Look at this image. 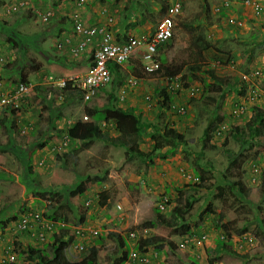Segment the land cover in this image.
Wrapping results in <instances>:
<instances>
[{
	"label": "rangeland",
	"instance_id": "rangeland-1",
	"mask_svg": "<svg viewBox=\"0 0 264 264\" xmlns=\"http://www.w3.org/2000/svg\"><path fill=\"white\" fill-rule=\"evenodd\" d=\"M18 1L21 0H0V23H3V29L8 25L23 35L22 39L12 36L6 41L0 39V82L5 89L1 91L9 94L21 82L19 78L22 75L28 77L33 84H41L43 88L40 91L30 88L18 110L0 114V221L5 224L4 231L0 230V248L14 243L17 251L19 247L16 242L20 238L23 239V243L19 241L20 249H27L29 243H34L30 237L18 232L16 219H13L14 214H18L22 207L43 208L46 213L49 209L50 213L60 216L73 227L80 224L77 205L85 206L91 200V205L85 206L89 217L84 223L101 229L102 234L90 238L87 245L95 243L99 237L104 238L100 246V264H118L115 258L125 249L122 238L127 236L130 228L137 227L141 230L142 223L151 219L157 222L156 225L150 224L148 231L142 232L140 239L158 234L163 238L159 242L163 246H144L141 249L142 253L149 254L148 264H190L187 256L195 257L200 264H264V230L261 237L255 235L252 244L246 242L242 235H254V230L264 225V150L255 159L239 156L242 138L235 135L238 130H233L246 122H251L252 125L255 123L252 119L256 116L253 109L255 103L264 109V44L256 40L264 37V14L260 18H247L246 26L237 29L229 25L228 18L235 15L231 12L232 8H238L236 14L246 18L242 12L251 8L245 4V0H182L183 8L176 15L174 37L161 48L159 60L162 61L163 57L168 64H185L183 72L188 73L191 85L198 86L199 92L194 96L195 100H188L187 91H183V97H186L184 100L190 105L189 111L184 115L174 116L169 112L159 111L157 92L165 85L166 77L162 72L145 74L134 59L123 62L125 67L121 68L116 82L98 91L88 101L80 94L73 93L65 100L64 90L60 96H54L48 89L52 88L51 84L46 82L45 77L49 73H54L55 79L63 77L57 72L59 64L62 63L57 58L63 53H67L69 59L77 62L79 70L87 69L88 51L80 56H73L71 46H58L67 37L74 43L77 41L78 35L74 30L76 16L81 15L87 20L83 12L92 14L95 10L100 12L101 17L104 16L102 21H89L90 24L112 17V28L115 36L119 38L121 30L118 27L121 29L124 22L137 20L140 21L137 25H140L149 20L152 26L155 25L165 9L160 0H89L87 4L86 1L81 4L80 0H26L25 4H18V9L14 10L13 6ZM66 2L68 4L65 7ZM88 4L89 10L86 9ZM240 5L243 9H239ZM218 7L220 12L216 10ZM47 12H51L50 16L47 19L42 18ZM64 13L71 14L73 23L72 31L67 34H62L63 28L59 27L64 22L61 19ZM198 39L204 44H212L206 46L202 59L195 58V52L200 48V45H196L197 41L200 44ZM248 48L252 51L253 48L256 49L252 59H248L245 54ZM228 52L231 53L232 64L226 61ZM30 62L32 65H29ZM78 65L82 66L81 69ZM200 67L214 70L217 84L210 86V93L221 95L220 99H224L220 110L223 118L214 120L221 131L219 133L217 129L208 137H203L204 128L209 122L213 106L201 104L204 83L194 78L193 74L194 69ZM254 67L262 71L255 87L253 83H247L239 94L234 90L226 91L225 86L229 82L235 80L237 85L242 83L240 72ZM129 79H138L139 83L136 87L129 86L125 100H121L119 86L126 81L128 83ZM211 80L213 79L210 78L207 82ZM147 95L152 97L147 98ZM113 96H117L116 100ZM110 99L115 100L114 105ZM241 101L247 102V109L243 113L235 114L234 108ZM151 103L152 107H149ZM130 105H135L136 110L142 111L138 123L132 118L136 114L134 113L129 115L131 117L126 126L117 127L120 121L114 120V126H109L107 122L102 127L103 130L115 134L124 127L134 128L137 123L144 132V137L131 149L96 138L79 141V138L67 135L68 124L72 125L77 119L84 122L93 120L99 109L103 112L94 119H101L108 107L116 109ZM58 110L62 114L60 118L56 116ZM158 112L161 118L158 117ZM48 117L55 118L54 125L62 126L63 132L57 133L55 127L52 128L53 124L47 120ZM163 119L172 120L178 126L186 143L178 146L176 155L165 159L156 157L149 163L144 152L150 149L153 141L150 139V131H147L149 127L146 126L152 122L162 127ZM40 130L44 132L42 136L38 134ZM223 136H228L226 143ZM39 142H44V146H37ZM31 148L32 155L29 152ZM231 159L241 162L231 165ZM28 161L33 167V173L28 171ZM155 163H158L157 169ZM193 167L199 170L200 175V181L194 183L188 182L181 175V168L186 173H194ZM258 169L253 174L252 170ZM96 175L105 176V179L96 181L93 177ZM153 175L160 176L159 182L153 181ZM227 175L234 180L238 177L242 187L237 186L235 194L227 193L221 198H214L219 178L224 176L226 182ZM201 183L204 185L201 186ZM70 189H75L77 193L71 195ZM180 190L185 195L193 194L194 200L191 208L184 213L187 218L186 227H182L180 220H175L172 215ZM162 194H167L171 200L164 210L158 207ZM49 200L52 203L46 206ZM117 202L122 203L125 208V223L117 222ZM204 208H211L216 212L202 214L204 220L200 224L199 216ZM217 212L224 213V222H230L234 233L231 236L233 250L231 245L228 246L215 263L208 256L207 247L215 246L216 238L220 234L217 229V223L220 224ZM8 218L12 220L8 221ZM247 223L250 224L251 231L241 233ZM193 230L198 232L197 235H207L205 245H189L181 249L178 244L184 237L193 236L189 233L194 232ZM109 232H115L116 236L109 235ZM239 237L245 242H240ZM129 241L131 244L135 243L134 240ZM84 254V251H76L73 243L67 248V255L71 259H79ZM20 261L21 264L26 263L24 255L20 254L18 263ZM122 264L143 263L137 259H128Z\"/></svg>",
	"mask_w": 264,
	"mask_h": 264
},
{
	"label": "trees",
	"instance_id": "trees-1",
	"mask_svg": "<svg viewBox=\"0 0 264 264\" xmlns=\"http://www.w3.org/2000/svg\"><path fill=\"white\" fill-rule=\"evenodd\" d=\"M139 22L140 21H137V20H135L134 22L131 21L128 23V25L130 27L132 26L136 27ZM5 27L6 28L4 30L3 23H0V39H3L4 41H6L11 36L14 37L15 39L23 38L22 37L23 35L21 33H19L18 31H15L10 26L5 25ZM254 36H255V33H254ZM29 37L33 38L34 36H29ZM256 40H258V43L264 44V37L262 39L258 38ZM199 42L200 44L198 43V41L196 42V45H200L198 52H195L196 59H202L204 57L206 46L212 45L210 42H206V44H204L201 40H199ZM253 49L254 51H256L255 48ZM262 50L264 52V47L262 48ZM254 51L250 50L249 48L246 49L245 54L247 55L248 59H252L255 53ZM89 52L91 51L89 50ZM228 54L229 55L226 58V61H231L232 60L231 53L228 52ZM90 60H92V57L90 58ZM161 63L162 65H161V68L158 70V72L159 73L162 72L164 77H168L169 82L172 81V78L177 79L175 81L178 84V85H175V87L169 86V85H163L158 90L159 91L158 94L160 95V99L158 100L159 111L160 112L164 111L165 113H167V112L172 111L171 110L172 104L178 101V98L179 100H182V103H185L184 98L186 97H183L184 95L183 90L189 89L192 83L188 77V73L183 72L184 71L183 66L185 64H168V63H165L163 57H162ZM110 68H111V71H113V73H118V71L120 70V66L116 63H111ZM19 73L20 72H18V74ZM193 74H194V78L204 83V89L200 96L201 97L200 100H202L201 104L205 106L207 105L213 106L211 108L212 112L210 113L209 122L204 128L203 137L205 136L208 137L210 136L211 133L214 132V130L218 126L216 122H214V120H217V119L221 120L223 118V114H220V110H221V103L224 101V99H220L221 95L216 96L210 93V90H209L210 86L217 84V81H215L216 74L214 73V70L210 68L200 67L198 69H194ZM210 78L213 80H211L210 82H207V80ZM19 80L21 82H26V83L29 82L28 77L24 75H22L19 78ZM115 82H116V77H114L113 79V83ZM240 82L241 81L239 80V83ZM237 83L238 82H236L235 80H233L232 82H229L228 85L225 86L226 91L231 92L232 90H234V92H237L238 94L241 93L242 92L241 90L244 88V84L247 85V83L242 82L239 85H237ZM65 87H66L64 90L65 100L68 99L69 94L73 93L74 95H76L80 93V91L71 87V84L69 81L66 82ZM32 88L36 91H40L42 90L43 86L39 84H33ZM48 89H50V91L53 92L54 96L56 97L59 96L61 93V90L58 88L56 89L52 87ZM190 99L195 100V97L190 96L188 100ZM7 109H8V106H5L4 111H6ZM253 109L255 110L254 112L256 116H254V118L252 119L253 121H255V123L252 125L251 122H246L244 125H240L237 129L234 128L233 130L234 131L238 130V132H236L235 135L237 137H241L242 139H244L242 142V146H241L242 149L249 148V152L251 153L255 149V147L257 146L260 147L259 149L254 150V154L258 156L262 152L261 148L264 146V109L258 103H255L253 105ZM104 111H105L104 117L106 120L121 121L127 116L133 114L135 112V108L134 106H129L127 108L118 107L116 109H112L108 107ZM100 113H101L100 110H97L93 117L101 116ZM56 116L58 118L62 116L60 110H58ZM158 117L161 118V114L159 112H158ZM48 120L50 121L51 125L55 122V118L48 117ZM163 121L166 123H164L163 126L161 125L162 127L158 126V123L153 124L152 122L147 124L146 126V127H149V130L147 131L151 132L150 138L153 141L150 149L144 152L145 158L147 159L149 163L152 162L155 157H160L161 159H165V158L176 155L178 146L180 144L186 143L183 133H181L178 130L177 128L178 126L172 120L166 121L165 119H163ZM54 127L55 126L52 125V128ZM54 129H56L58 133L62 132V129L59 127H55ZM68 133L71 137L79 138V141H85V139H88V138L89 139L97 138L100 140H104L105 142L112 143L114 145L128 146L130 148L136 145L138 141L140 142L143 136L140 130L138 129L133 130V131H123L117 135H111L108 132L103 131L100 124L96 122V120H90V121L84 122L81 119H77L75 121L74 125L68 129ZM38 134L42 136L44 132L40 130ZM246 136H250V137L246 138ZM226 142H227V138L225 140V143ZM36 145L43 147L44 142L38 143ZM18 151L19 153L21 152L19 149ZM249 152L248 154H246L243 150H240L238 155L243 156L246 159H255L256 156L250 154ZM63 153L64 155H66L64 151ZM57 158H60V156H57ZM29 160H31L30 157H29ZM238 161L239 160L231 159L230 164L234 165L235 162L236 163L241 162V161L239 162ZM27 164H28L27 165L28 171L33 173V167L30 164V161H28ZM193 170L197 175L199 174L198 172L199 170L196 167H193ZM93 177L96 181H103L105 179V176L96 175ZM237 178L234 180L232 176L227 175L226 182H225L224 176H221L219 178L220 181L216 185V192L213 194L214 198L215 197L221 198L225 196L227 193L235 194L236 187L237 186L242 187V185L239 183ZM36 179L38 180V178ZM203 185L204 184L201 183V186ZM76 193L77 191L75 192V189L74 190L70 189L71 195H75ZM58 196H60V193L58 194ZM50 197L53 199L52 196ZM177 198L179 200L176 202L175 206L173 207L172 215L175 220H180L181 226L183 225L184 227H186L187 223H185V221H187V218L185 217L184 213L187 209L191 208L192 206V203L194 201L192 200L193 194L185 195V192L182 193V190H180L179 196ZM77 207H78L79 215H80L79 221L83 222L85 219L89 217V214L85 206L78 204ZM258 208L261 209L260 205H258ZM50 212L51 211L47 209L46 214L48 217L57 218L56 215ZM208 212H216V211H212L211 208L209 209L204 208L199 216L200 224L204 220L202 217V214H205ZM14 216L15 217L13 219H16L17 215L15 214ZM217 219H218V222H220V224L217 223V229L220 230V234H218L216 238L215 246H208V247L206 246L208 256L215 263L218 262V260L222 257L223 252L228 248V246L231 245V249L233 250L232 248L233 240L231 236L234 233V229L232 225L230 224V222H224V213L217 212ZM7 220L10 221L12 220V218H8ZM156 223L152 219L146 220L145 222L142 223L141 228L148 227L150 224H153L155 226ZM4 229H5V224L3 223V221H0V230L4 231ZM249 230H250V224L247 223L246 225H244L241 233L245 231H249ZM263 230H264V225L256 228L253 233L254 235L261 237V233H263ZM189 233L190 235H196L195 238H199V236L201 235V234L197 235L198 232H195V231L194 232L189 231ZM109 235L116 236V233L109 232ZM242 235H244V239H246L247 241V237L249 235L248 234H242ZM204 236H205L204 238V245H205L208 239H207V235H204ZM183 239H186V237H184ZM238 239H240V242L242 241L243 243L245 242V240L241 237H239ZM72 240H73V237L70 234L69 227L67 226L60 227L59 231L53 234L52 240L49 243L43 244L42 247L34 246L29 243L27 245V249L24 247L20 249V246H19L20 242L17 241L16 243H18L17 247H19V249L16 252L19 256L20 254L25 256L27 261L24 264H33V262H35V264H100V246L103 244V241H104L103 237H99L95 243L90 245L87 249L86 254L80 259H71L67 255V248L70 246V243L72 242ZM122 240L125 244V249H123L119 257L115 258V260L118 261V264L124 263L128 259L129 252H130L129 250L130 242L128 240V237L124 236ZM162 240L163 238L160 237L158 234H152L150 236H146L144 240L140 242L138 247L141 250L143 249L144 244L148 246H159V245L163 246L162 244H159V242ZM171 246L175 247L173 243H171ZM237 255H241V254L237 253ZM242 255L245 256V254H242ZM187 258H189L188 261L190 262V264H200L198 259H196L195 257L193 258V256H188ZM17 264H21V261L20 263H17Z\"/></svg>",
	"mask_w": 264,
	"mask_h": 264
},
{
	"label": "built area",
	"instance_id": "built-area-1",
	"mask_svg": "<svg viewBox=\"0 0 264 264\" xmlns=\"http://www.w3.org/2000/svg\"><path fill=\"white\" fill-rule=\"evenodd\" d=\"M86 0H80L84 3ZM165 12L160 17L154 30H149L140 34H130L127 39L122 40L115 36L113 26V18L108 17L106 21L90 24L81 15L75 17L74 30L78 35L77 41L74 43L70 37L65 38L59 42V48L65 45L71 46V52L75 56H80L88 51V68L81 72L68 77L55 79L54 75H48L47 83L64 87L66 82L70 80L74 87L80 88L84 91L85 99L91 98L98 89L108 85L112 80L111 63L121 64L132 57L140 59L142 68L145 72H155L160 68V60L158 59L159 51L162 46L169 42L175 33L176 15L180 13L183 2L182 0H164ZM25 4V1L19 2V5ZM245 4L250 6L255 14H260L264 11V4L260 0H245ZM226 5L228 3L226 2ZM14 10L18 9V5L13 6ZM220 11V7L216 8ZM51 12H47L42 18L47 19ZM228 23L234 26H241L244 20L236 15H231L228 18ZM89 50L91 51L92 61L89 63ZM231 64L233 60L230 61ZM262 75L258 68H252L249 71L240 72V78L243 82L253 83L256 86L257 80ZM253 81V82H252ZM130 84H136V80H129ZM178 85V84H176ZM175 86V85H174ZM29 85L24 82L19 83L17 88L9 94L0 92V113L4 105L9 104L12 108L20 106L24 95L29 92ZM124 91V90H123ZM247 109V102L241 101L234 109L235 114L243 113ZM185 108L179 107V112L184 113ZM89 204V201L86 202ZM163 207V205H161ZM117 208L123 211L124 207L118 203ZM123 215H120V221L123 220ZM65 222L54 220L45 216L42 210L27 209L21 215L18 223V232H27L34 239L44 241L58 231L60 226H64ZM98 233L97 229L78 226L75 228L77 236L85 237L87 232ZM130 236L136 238L138 236L137 230L130 231ZM204 236L199 238H186L180 243L181 247H187L189 244L201 245L204 241ZM248 241H254L253 236L247 238ZM0 248V264H17L19 256L14 249V243ZM76 247L84 248L82 242L78 243ZM132 258H137L136 251L131 252ZM144 262L148 261L147 257L142 259Z\"/></svg>",
	"mask_w": 264,
	"mask_h": 264
},
{
	"label": "clouds",
	"instance_id": "clouds-1",
	"mask_svg": "<svg viewBox=\"0 0 264 264\" xmlns=\"http://www.w3.org/2000/svg\"><path fill=\"white\" fill-rule=\"evenodd\" d=\"M21 1H25V3H26V0H21ZM21 1H18V3H16V4H14V5H18L19 4V2H21ZM161 2H162V4L164 5V8L166 7L165 6V2H164V0H160ZM263 4H264V2L262 1V0H260ZM183 2V1H182ZM86 3H87V0H86ZM183 8V7H182ZM252 10V9H251ZM164 12H165V9H164ZM163 12V13H164ZM218 12H220V11H218ZM252 12H253V10H252ZM162 13V14H163ZM162 14H161V16H162ZM264 14V11L262 12V13H260V14H255L254 12H253V16L255 17H257V18H260V17H262V15ZM160 16V17H161ZM236 16H239V15H236ZM240 18H242L243 20H244V24L243 25H241V26H234V25H231V24H229L230 26H233V27H236L237 29L238 28H241V27H245L246 26V21H247V19H245V18H243L242 16H239ZM160 19V18H159ZM159 19L157 20V22L155 23V25H153L154 27L153 28H151V31L152 30H154L155 29V27H156V25H157V23H158V21H159ZM175 19H176V17H175ZM246 20V21H245ZM176 27H177V19H176V26H175V30H176ZM59 29V28H58ZM60 30V29H59ZM143 32H146V31H142V32H139V33H134V34H140V33H143ZM175 34V33H174ZM127 37H128V35L125 37V38H122V37H120L119 36V39H121V41L122 40H125V39H127ZM174 37V36H173ZM172 40V39H171ZM170 40V41H171ZM169 41V42H170ZM169 42H167V44L169 43ZM161 48H163V46L161 47ZM160 51H161V49H160ZM160 51H159V56H160ZM73 55V54H72ZM74 56V55H73ZM159 56H158V59H159ZM89 57L91 58L92 57V55H91V52H89ZM132 59H134V60H137V62L140 64V67H141V69L143 70V68H142V62L140 61V59H138V58H135V57H132V58H130L129 60H127L128 62H130ZM92 60H90V62H91ZM119 66H120V70L118 71V73H113V71H111V74H112V80H111V82L109 83V84H111V83H113V79H114V77H116V79H117V77H118V75L119 74H121V68L122 67H125V65L123 66V64L121 63V64H118ZM161 65H162V63H161V60H160V68H161ZM87 68H88V66H87ZM159 68V69H160ZM254 68H258V67H254ZM158 69V70H159ZM258 69H260V68H258ZM158 70L157 71H155V72H152V73H149V72H145L144 70H143V72L145 73V74H157V73H159L158 72ZM261 70V69H260ZM81 72H83L82 70H79L78 68L77 69H75V71L74 72H72V73H70V74H68V75H63V77H68V76H71V75H73V74H76V73H81ZM262 72V71H261ZM48 75H51L50 73L48 74ZM48 75H45V77H47ZM52 75H54V73L52 74ZM114 75V76H113ZM239 76H240V73H239ZM54 77H55V75H54ZM62 77V78H63ZM179 77V76H178ZM166 79H167V81H166V83H165V85H169V86H173V87H175L174 85H176L177 84V82L175 81V80H177V79H174V78H172V81L171 82H169V78L168 77H166ZM130 80V79H129ZM129 80H128V83H123V84H121L120 86H119V89H120V99L121 100H125V98H126V92H127V89H128V87L129 86H137L138 85V83H139V81H138V79L136 80L137 82H136V84H130V82H129ZM132 80V79H131ZM240 80H241V78H240ZM242 81V80H241ZM69 82H70V80H69ZM243 82V81H242ZM20 83H22V82H20ZM25 84H27V85H29L30 87H29V89L30 88H32V85H33V83H31V82H24ZM247 83V82H246ZM19 84V83H18ZM49 84V83H48ZM70 84H71V87L72 88H74V89H76V90H78V91H80V95L83 97V99L85 100V101H88V100H90L91 98H93L94 97V95L98 92V91H100V90H103L104 88H106V86H108V85H106V86H104V87H102V88H100V89H98L97 90V92L91 97V98H89V99H85V96H84V91L82 90V89H80V88H77V87H74L73 85H72V83L70 82ZM114 84V83H113ZM39 85H41V84H39ZM18 86V85H17ZM17 86H15L14 88H12V90L10 91V92H13V90L15 89V88H17ZM51 87H53V88H58V89H60L61 91H63V90H65V86L64 87H60V86H57V85H53V84H51ZM1 90H4L5 91V89L2 87V82H0V92H2ZM124 90V91H123ZM183 91H187V95H188V97H190V96H196L197 94H198V92H199V88H198V86H195V85H191L190 86V88L189 89H184ZM159 92V91H158ZM158 92H157V95H158V100L160 99V95L158 94ZM65 94V93H64ZM60 95H61V93H60ZM59 95V96H60ZM111 97V96H110ZM113 97H115V100H116V97L117 96H113ZM147 98H151L152 96L151 95H147L146 96ZM23 100V99H22ZM22 100H21V103H22ZM111 100V102H112V104L114 105V103H115V100H112V99H110ZM110 102V101H109ZM21 103H20V106H21ZM188 105L189 104H187V102H185V103H182V101L181 100H178V101H176V102H174L173 104H172V108H171V112H169V113H171L172 115H174V116H178V115H184V114H186L187 113V111H189V109H188ZM238 105V104H237ZM5 106H8V109L6 110V111H4V108H5ZM20 106L19 107H17V108H12L9 104H6V105H4L3 106V108H2V111H1V113L0 114H2V113H4V112H7V111H10L11 113H14L16 110H18L19 108H20ZM130 106H132V105H130ZM181 106H183L184 108H185V111H184V113H180L179 112V107H181ZM122 107V106H121ZM129 107V106H128ZM149 107H152V103L151 104H149ZM122 108H126V107H122ZM135 108V112H136V107H134ZM189 108H190V105H189ZM236 108V107H235ZM234 108V109H235ZM100 110V109H99ZM100 112H103V111H100ZM134 112V113H135ZM105 113V112H104ZM133 113V114H134ZM141 113H142V111H141ZM141 113L139 114V115H134L132 118H133V120H137V123L139 122V119H140V115H141ZM130 117L131 116H128V117H126V118H124L123 120H121L120 121V123L118 122L117 123V127L118 126H120V127H123L124 125L126 126L127 125V122H128V120L130 119ZM86 118H88V116H86ZM93 120H96V122H98L99 124H100V126H101V128L103 129V127H102V125L104 124V125H106L107 124V122H108V125L109 126H114V125H112V122H114V120H106L105 119V117L104 118H101V119H94V117H93ZM71 121V120H70ZM56 123H57V121H56ZM74 123H75V121H73V123H72V125H70V124H68V129L70 128V127H72L73 125H74ZM137 123H136V125H135V127L134 128H129V127H124L123 129H120L119 131H117L116 133L117 134H119V133H121V132H123V131H133V130H140V132L142 133V137H144V132L142 131V129H140V126H138L137 125ZM164 123H166V122H163V124ZM163 124H162V126H163ZM53 125H54V123H53ZM116 125V124H115ZM55 127H59V126H56V125H54ZM219 126H217V128L215 129V130H217V132H219L220 133V131H221V128L219 129L218 128ZM59 128H61L62 129V132H63V128H62V126L61 127H59ZM68 129H67V135H69V133H68ZM214 130V131H215ZM55 131H57L56 129H55ZM103 131H105V132H108L109 134H111L108 130H103ZM58 133V132H57ZM117 134H111V135H117ZM150 135H151V132L149 133ZM219 136H221V134H218ZM222 135H224V134H222ZM222 137V136H221ZM248 137H250V136H246V138H248ZM223 138H225L224 139V141L226 140V138H228V136H223ZM45 140H46V138H44ZM97 139V138H96ZM151 139V138H150ZM100 140V139H99ZM228 140V139H227ZM243 140L244 139H242V142H243ZM101 141H104V140H101ZM40 143V142H39ZM138 143H139V141H138ZM137 143V144H138ZM110 144H112V143H110ZM136 145H134V146H132L131 148H133V147H135ZM127 148H130V147H128V146H126ZM130 148V149H131ZM260 147L259 146H257V147H255V149H259ZM264 146L261 148V150L263 151L264 149ZM242 149V148H241ZM254 149V150H255ZM26 151H28V149H25ZM246 154H248V152H249V148H247V149H242ZM254 150L250 153V154H252V155H254V156H256V157H259V155L262 153H260L258 156L257 155H255L254 154ZM31 151H32V148L30 149V155H31ZM156 158V157H155ZM154 158V159H155ZM148 162V161H147ZM40 163H43V161H41ZM182 169V176L184 177V178H187L188 179V182H195V181H200V178H199V176L194 172V173H186V171L183 169V168H181ZM255 171H259V169L258 170H252V172H253V174L254 173H256ZM89 201V200H88ZM170 202H171V200H170V198H169V196L167 195V194H162V196H161V199H160V202H159V204H158V207L160 208V209H162V210H164L168 205H170ZM47 204H45L46 206L47 205H49V204H51L52 203V201L51 200H49L48 202H46ZM117 203H120V202H117ZM116 203V204H117ZM122 204V203H121ZM91 205V200L89 201V204H85V206L86 207H89ZM118 205V204H117ZM117 205L115 206V209L116 210H118V208H117ZM161 205H163V207L161 206ZM45 206V207H46ZM122 206H123V204H122ZM124 207V206H123ZM29 208H31V209H37V210H42L43 212H44V214H45V216L46 217H48L47 216V214H46V212H45V210L43 209V208H38V207H33V206H25V207H22L21 208V210L18 212V214H16L17 215V218H16V227H17V223H18V221H19V219H20V217H21V215L24 213V211L25 210H27V209H29ZM116 213H117V222L119 223V224H121V223H125V221H120L119 219H120V215L122 214L124 217H123V219H125L126 218V216H125V208H124V210L123 211H116ZM15 215V214H14ZM57 217V216H56ZM48 218H51V217H48ZM52 219H54V220H60V221H63V222H65V225L64 226H60V227H69V230H70V234L72 235V237H73V240H72V242L71 243H73V245H74V249L76 250V251H78V252H82V251H84L85 252V254H86V252H87V249H88V247L90 246V244L89 245H87V241L90 239V238H93V237H98L100 234H102V230L101 229H99V228H97L96 226L94 227L93 225H89V223H84V221H87L88 219H85L83 222H79L80 224H78V225H76V226H73V227H70V225L66 222V220H64L63 218H61L60 216L59 217H57V218H52ZM114 220H115V218H114ZM78 226H84V227H87V228H92V229H97L98 230V233H90V231L89 232H87V235L85 236V237H80V236H77L76 235V233H75V228L76 227H78ZM60 227L58 228V231H59V229H60ZM133 229H135V230H137V232H138V236L136 237V238H132L131 236H130V231L131 230H133ZM142 229H144V230H142ZM141 230L139 229V228H137V227H132V228H130L129 229V231L127 232V237H128V240L129 239H131V240H134V244H131V242H130V248H129V250H130V252H129V257H128V259H132V260H138V261H140L141 263H143V264H148L149 262H150V257H149V254H147V252H141V250L139 249V244H140V242L142 241V240H144V238H141L140 239V237H141V234H142V232H145V231H148V228L147 227H144V228H142ZM58 231H55V232H58ZM21 234H24V235H27L28 237H30L33 241H34V243L32 244V243H30V244H32V245H34V246H38L37 244H40L38 247H42L43 246V244H45V243H48L49 241H51L52 239L51 238H53V234L51 235V236H49V237H47V239L46 240H44V241H38V240H36V239H34L30 234H28L27 232H22ZM195 236L196 235H193V236H186V238H189V239H193V238H195ZM202 236H204V235H202ZM249 236H253L254 237V241H255V235H253V234H251V235H249ZM248 236V237H249ZM199 237H201V236H199ZM205 237V236H204ZM247 237V238H248ZM19 241L22 243V241H23V239L22 238H20L19 239ZM48 241V242H47ZM182 241H184V239L182 240ZM182 241H180V243L182 242ZM254 241H246V242H248V243H250V244H252V243H254ZM80 242H82L83 244H84V248L83 249H79V247H76V245L78 244V243H80ZM35 243H37V244H35ZM71 243H70V245H71ZM180 243L178 244V246L181 248V249H185V248H187L189 245H192V246H195V247H200V246H203L204 245V241H203V244H201V245H195L194 243L192 244H189L187 247H181L180 246ZM92 245V244H91ZM144 246L145 247H152V246H148V245H145L144 244ZM132 251H136L137 253H138V257L137 258H132L131 257V252ZM84 254V255H85ZM83 255V256H84ZM19 256V255H18ZM83 256H81V257H83ZM144 257H147L148 258V261H146V262H144L142 259L144 258ZM188 257V256H187ZM80 259V258H79ZM127 259V260H128ZM187 259H189V258H187ZM126 260V261H127ZM125 261V262H126Z\"/></svg>",
	"mask_w": 264,
	"mask_h": 264
},
{
	"label": "crops",
	"instance_id": "crops-1",
	"mask_svg": "<svg viewBox=\"0 0 264 264\" xmlns=\"http://www.w3.org/2000/svg\"><path fill=\"white\" fill-rule=\"evenodd\" d=\"M115 1V0H114ZM121 1H123V0H121ZM87 2H89V0H87ZM66 4H68L67 2L65 3V7H66ZM87 4V3H86ZM241 6V8H239V9H243V6L242 5H240ZM86 9L87 10H89V4H88V8L86 7ZM236 10H238V8H232L231 9V12H233V13H235V15H238V14H236ZM225 11H227V12H229L230 13V11L229 10H225ZM84 14H83V16L87 19L86 21H90V22H94V23H96L95 22V20H97V21H102L103 20V18L102 17H104V16H100V12H98L97 10H95V12H93L92 14L90 13V12H83ZM68 15V16H65V15ZM90 14H91V16H90ZM242 14H244L243 16L244 17H246L245 19H247V18H251V17H254L253 16V13H252V10H250V9H246L245 10V12L243 13L242 12ZM70 13L68 14V13H64V14H62L61 15V19L62 20H64V22L62 23V24H60L59 25V27L61 28H63V30L61 31L62 32V34L64 33V34H67V33H69L70 31H72V20L70 19ZM69 20V21H68ZM132 20H130V21H127V22H124L123 24H122V27H121V29H120V27H118V30L120 31L121 30V32H120V37H122V38H125L127 35H130V34H134V33H139V32H142V31H149V30H151V28H153L154 26H152L151 24H150V21L149 20H146L144 23H142V24H140V25H137L136 27H130L129 25H128V23L129 22H131ZM224 25H225V23H224ZM59 28V29H60ZM61 28V29H62ZM130 28H132V29H130ZM125 30H127V31H125ZM129 30V31H128ZM138 30V32H136ZM252 40H253V38H252ZM68 51H69V49H68ZM58 61H61L62 63L61 64H59V69H58V74H60L61 76H63V75H68L69 73H72V71L74 72L75 71V69H77V62L75 61V60H72V59H69L68 58V56H67V53H63V54H61L58 58ZM65 59V60H64ZM37 62H38V60H37ZM39 63V62H38ZM40 64V63H39ZM29 65H32V62H30L29 63ZM78 67L80 68V67H82V66H80V65H78ZM81 69V68H80ZM86 70V68H83L82 69V71H85ZM53 73V72H52ZM136 101L138 102V99H136ZM136 103V102H135ZM136 105H138L137 103H136ZM132 106H135V105H132ZM140 105H138V107H139ZM136 114L135 115H139L140 113H141V110L140 109H138V110H136V112H135ZM49 116V115H48ZM48 120V119H47ZM49 121V120H48ZM58 125V124H57ZM57 132V131H56ZM115 134H117V133H115ZM156 165H155V169H157V166H158V163H155ZM160 165V164H159ZM152 179H153V181L154 182H159V180H160V176H158V175H153V177H152Z\"/></svg>",
	"mask_w": 264,
	"mask_h": 264
}]
</instances>
